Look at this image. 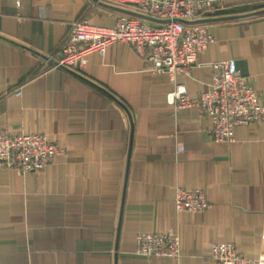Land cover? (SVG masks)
<instances>
[{
    "label": "crops",
    "instance_id": "obj_1",
    "mask_svg": "<svg viewBox=\"0 0 264 264\" xmlns=\"http://www.w3.org/2000/svg\"><path fill=\"white\" fill-rule=\"evenodd\" d=\"M225 2L199 19L215 41L177 82L196 97L212 63L231 58L264 102V0ZM124 13L163 22L114 0H0V131L46 133L63 149L43 170L0 168V264H217L214 242L264 264V121L215 141L212 119L176 108L170 76L128 42L89 54L81 72H37L74 21L112 26ZM178 185L205 188L212 207L177 211ZM142 231L178 233L182 255L137 253Z\"/></svg>",
    "mask_w": 264,
    "mask_h": 264
},
{
    "label": "built area",
    "instance_id": "obj_2",
    "mask_svg": "<svg viewBox=\"0 0 264 264\" xmlns=\"http://www.w3.org/2000/svg\"><path fill=\"white\" fill-rule=\"evenodd\" d=\"M128 2L140 14L163 20L152 25L129 14H121L112 26L94 24L85 18L72 23L61 46V57L44 56L37 72L53 67L85 70L89 54H104L119 42H128L145 60L148 69L164 72L173 81L169 100L176 108L195 105L213 121L212 137L218 142H233L234 129L241 124L264 121V102L251 79L236 70L233 59L213 62L208 90L191 97L186 86L177 82L179 73L189 74L199 55L215 41L205 23L198 22L207 12L222 11L225 0H114ZM20 93L21 88L14 89ZM179 151L183 146L178 147ZM63 149L46 133L0 131V168L25 173L43 170ZM177 211H204L212 207L205 188L178 185L174 194ZM136 252L146 256L179 258L180 235L176 232L137 234ZM210 258L217 264H260L261 258L249 256L234 242H214Z\"/></svg>",
    "mask_w": 264,
    "mask_h": 264
},
{
    "label": "trees",
    "instance_id": "obj_3",
    "mask_svg": "<svg viewBox=\"0 0 264 264\" xmlns=\"http://www.w3.org/2000/svg\"><path fill=\"white\" fill-rule=\"evenodd\" d=\"M261 8H264V6H262ZM256 9H258V8H256Z\"/></svg>",
    "mask_w": 264,
    "mask_h": 264
},
{
    "label": "water",
    "instance_id": "obj_4",
    "mask_svg": "<svg viewBox=\"0 0 264 264\" xmlns=\"http://www.w3.org/2000/svg\"><path fill=\"white\" fill-rule=\"evenodd\" d=\"M260 11H264V9L263 10H260ZM256 13V12H255Z\"/></svg>",
    "mask_w": 264,
    "mask_h": 264
}]
</instances>
